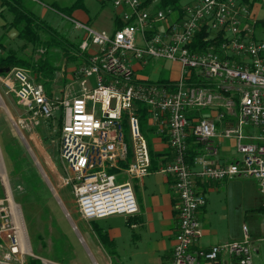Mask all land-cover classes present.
<instances>
[{
	"label": "built area",
	"instance_id": "2783aa9c",
	"mask_svg": "<svg viewBox=\"0 0 264 264\" xmlns=\"http://www.w3.org/2000/svg\"><path fill=\"white\" fill-rule=\"evenodd\" d=\"M104 1L120 12L125 26L97 33L71 20L87 35L80 50H88L89 40L97 51L74 71L68 94L49 95L21 68L0 76L5 93L33 128L59 113V158L69 172L62 186H70L85 222L138 212L132 183L152 172L136 112L143 105L153 135L168 148L157 173L172 179L177 200L171 264H256L264 238L252 241L245 226L239 241L195 248L201 236L197 214L205 205L199 183L254 179L264 193V41L256 37L252 7L244 0H192L179 10L150 11L142 0ZM200 34L207 47L194 50ZM151 61L177 64L179 78L165 85L138 79L135 68ZM215 140L233 143L235 157L224 165L217 164ZM192 145L199 148L190 164ZM0 182L8 202L10 189L1 175ZM0 214V240L4 235L8 242L0 262L23 264L21 257L29 254L22 253L10 204Z\"/></svg>",
	"mask_w": 264,
	"mask_h": 264
},
{
	"label": "rangeland",
	"instance_id": "374dc122",
	"mask_svg": "<svg viewBox=\"0 0 264 264\" xmlns=\"http://www.w3.org/2000/svg\"><path fill=\"white\" fill-rule=\"evenodd\" d=\"M154 1L148 6V10L154 11L158 8L159 0H156L157 4ZM191 1L181 0V6ZM37 2L36 9L38 10L41 8L40 4L63 8L71 5L74 0H38ZM83 4L87 11L85 14L91 23L89 25L80 24L88 26L97 33L105 32L110 34L113 32L115 26L112 24L111 16L113 9H116L110 1L83 0ZM251 7L257 18L260 21H264V0H256ZM42 8L47 11L41 17L42 21L56 29L60 35L67 36L70 41L86 39L87 35L83 31L75 30V26L69 19L54 11H49L50 9L47 7ZM41 37L45 40L49 36L41 33ZM256 37L264 41V30L259 31ZM23 44L21 40L17 39L13 46L16 51H19ZM88 47V49L92 48L91 52L97 51V47L92 45L89 40ZM31 48V46L27 48V55L32 54ZM43 52V49H38L34 55L35 58L37 59ZM53 52L57 53L56 50H53ZM50 56L51 54H47V57ZM52 58L53 64L60 66L61 60L57 59L56 56H52ZM83 61L81 60V62ZM84 64L85 62L77 68L84 66ZM72 66L69 63V67L72 68ZM74 71L72 72L71 70L69 74L68 81L71 80V83L75 82V76L72 75ZM64 73V68L56 72V77L51 87V93L57 97L68 94L69 86H66L67 83L61 82ZM178 73L179 66L177 64L151 61L145 68L139 69L136 75L143 79L158 81L176 79ZM31 77L33 78L34 76L31 75ZM2 87H0L1 98L7 101L10 115H8L9 120H7L3 114L4 111L0 109V160L6 183L10 189L8 195L19 211L26 243L30 251V254L23 255L20 261L23 264H27L30 260H38L41 264H93L94 262L91 263L85 257L86 254L84 256V247L79 242L78 236L72 230L70 224L72 222V225L76 226L80 234H83L81 231V218L77 213L71 188L70 186H62V179L66 178L69 172L59 158V129L62 125V120L60 122V119L58 120L59 113L54 114L55 120L52 122L46 125L41 123L40 126L33 128L25 119L23 109L16 104L14 96L12 94L5 95V89ZM73 88L75 91L79 90L77 85ZM89 110L90 104L88 105ZM97 116L98 112L96 111L95 117ZM236 181L238 184L231 188V192L236 196L234 204H237V206L240 203L238 196L243 190L246 193L261 195L259 184L254 179H238ZM250 183H253L254 186ZM0 185H2L1 182ZM0 187L3 189L2 186ZM17 187H20L21 191L17 190ZM52 190L55 191L58 200ZM5 194L3 189V198H0V210L9 206ZM1 202L3 203L1 204ZM248 203L249 201L246 200L245 206ZM260 218L257 211H247L242 216L236 213L233 214L230 220V226L237 228L238 223L239 230L242 229V226H245L250 233L256 232L260 227V223L256 221L262 222L263 219ZM0 244L3 245V249L0 250L1 261L4 254L7 253L4 245H7L8 242L4 235H2ZM259 250L260 252L256 255L255 262L256 264H264V243L259 244ZM143 262L146 261L143 259L133 261L134 264H143ZM97 263L105 264L99 259H97Z\"/></svg>",
	"mask_w": 264,
	"mask_h": 264
},
{
	"label": "crops",
	"instance_id": "0c3cea01",
	"mask_svg": "<svg viewBox=\"0 0 264 264\" xmlns=\"http://www.w3.org/2000/svg\"><path fill=\"white\" fill-rule=\"evenodd\" d=\"M154 3H156V0ZM39 6L41 8L38 10L34 8L33 11L41 19L44 12L47 11L42 8L46 5L40 4ZM49 11L53 12L52 10ZM85 13L87 11H76L72 14L74 20H71L89 25L91 21L88 20ZM119 14L118 10L113 9L111 20L114 26L115 17H119ZM253 14L260 21L254 11ZM11 21L12 15L2 6L0 0V44L9 50H16L13 45L17 40L18 33L16 29L9 26ZM26 50L24 55L28 54ZM89 50L91 51L92 48ZM135 69L136 72L139 70L138 67ZM136 77L143 80L142 77L137 75ZM64 78L63 76L61 82ZM178 78L179 73L176 79L166 80L175 81ZM71 82V80L68 81L66 86ZM5 95L8 94L5 93ZM0 101L3 103L4 108L9 110L7 101L1 98V94ZM0 109L4 111L3 114L9 120L8 113L1 106ZM149 138V147H151L153 154L161 153L165 157L168 154L166 141L153 134ZM213 142L218 151V165H224L235 157L231 140H215ZM163 156L159 160L163 159ZM238 179L220 183L203 182L198 184V193L204 196L205 205L197 214L201 236L196 241L195 248L206 250L215 245L241 240L243 236L242 229L239 230L238 223L237 228L231 227L230 220L233 214L238 213L242 216L247 211H257L259 216L263 218L262 222L254 220L260 223L259 230L257 229L256 232L251 233L248 230L252 241L264 238V193L259 195L257 193H246L243 190L238 196L240 203L237 206V204H234L236 196L231 192V188L238 184L236 181ZM250 184L254 186L253 183ZM132 187L138 206V212L135 215H114L90 222L81 219L83 234H80L76 226L72 225V222L70 223L72 230L84 247V256L86 254L85 257L91 263H97V259H99L105 264L107 262L108 264H134L133 261L143 259L146 261L143 264H171L172 248L177 228V200L173 191L172 179L155 171L139 181H133ZM246 200L249 201L247 206H245Z\"/></svg>",
	"mask_w": 264,
	"mask_h": 264
},
{
	"label": "trees",
	"instance_id": "16d2710c",
	"mask_svg": "<svg viewBox=\"0 0 264 264\" xmlns=\"http://www.w3.org/2000/svg\"><path fill=\"white\" fill-rule=\"evenodd\" d=\"M38 0H1L2 6L6 8L7 12L12 15V21L10 27L16 29L18 35L17 39L21 40L24 44L19 48V51L9 50L0 44V71L1 74L11 68H21L28 70L32 76H34V81L44 87L45 91L50 95L51 87L55 79L56 72L59 69L64 68L65 75L62 83L66 84L69 80V74L74 71L75 68L80 66L82 63H86L92 52L88 49L82 52L80 50V45L85 39H76L70 41L67 36H62L60 33L51 27L49 24L42 21L38 15L33 11L37 8ZM154 0H142V8H148ZM181 0H159L158 8L166 9L171 8L173 10H179L181 7ZM256 0H244V2L251 7ZM48 9L64 16L65 18L71 20L72 14L76 11H86L83 0H75L73 4L57 8L55 6H46ZM74 20V19H72ZM115 31L123 28L125 23L119 17H115ZM77 22V21H76ZM258 31L264 30V21H258L257 26ZM42 34L49 36L47 39L43 40ZM204 34H200L193 46V49L205 48L207 44H200L199 38ZM31 46L32 54L30 56L24 55V51ZM38 49H43L42 55L36 59L35 54ZM6 50V51H5ZM56 50L57 53H54ZM20 52V53H19ZM47 54H51L47 57ZM52 56H56L57 59L61 60L60 66H55L53 64ZM81 60H84L81 62ZM71 63L72 68L69 67ZM73 75V73H72ZM170 81L159 80L156 83L159 85H165ZM137 117L139 119L140 128L142 134L147 137L148 143L150 142V135L153 134V130L149 127L148 120L149 115L146 108L143 105L137 104ZM127 141V137L125 139ZM199 148L198 145H192L189 151L188 162L191 164L193 158L196 155V150ZM163 156L161 153L154 155L150 147V157H151V171L155 172L159 167L166 163V159L159 158ZM1 186V185H0ZM2 188L0 187V198L2 197ZM27 264H41L38 260H30Z\"/></svg>",
	"mask_w": 264,
	"mask_h": 264
},
{
	"label": "bare ground",
	"instance_id": "6f19581e",
	"mask_svg": "<svg viewBox=\"0 0 264 264\" xmlns=\"http://www.w3.org/2000/svg\"><path fill=\"white\" fill-rule=\"evenodd\" d=\"M0 106L8 113V115H10L8 110L4 108L3 103L1 101H0ZM0 175H1V177H4V181L6 183V179H5L3 167H2V164H1V160H0ZM52 191H53V194L55 195V197L57 199L58 197L56 196L55 191L54 190H52ZM8 202H9L10 207H11V211H12L13 218H14V223H15L17 229H18L19 237L22 240V253L30 254L29 248H28L27 243H26L25 234H24L23 225H22V222H21L19 211H18L17 207L13 204V202H12V200H11L9 195H8Z\"/></svg>",
	"mask_w": 264,
	"mask_h": 264
},
{
	"label": "water",
	"instance_id": "95a60500",
	"mask_svg": "<svg viewBox=\"0 0 264 264\" xmlns=\"http://www.w3.org/2000/svg\"><path fill=\"white\" fill-rule=\"evenodd\" d=\"M9 72L8 70L6 71V73ZM0 74H1V71H0ZM0 264H6V263H3V262H0Z\"/></svg>",
	"mask_w": 264,
	"mask_h": 264
}]
</instances>
